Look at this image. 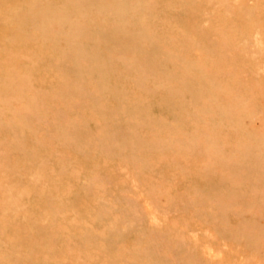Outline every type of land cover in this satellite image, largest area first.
Masks as SVG:
<instances>
[{
    "label": "rangeland",
    "instance_id": "obj_1",
    "mask_svg": "<svg viewBox=\"0 0 264 264\" xmlns=\"http://www.w3.org/2000/svg\"><path fill=\"white\" fill-rule=\"evenodd\" d=\"M0 264H264V0H0Z\"/></svg>",
    "mask_w": 264,
    "mask_h": 264
}]
</instances>
